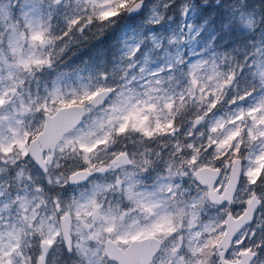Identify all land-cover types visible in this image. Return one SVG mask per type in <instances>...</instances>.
I'll list each match as a JSON object with an SVG mask.
<instances>
[{
	"label": "snow or ice",
	"instance_id": "snow-or-ice-1",
	"mask_svg": "<svg viewBox=\"0 0 264 264\" xmlns=\"http://www.w3.org/2000/svg\"><path fill=\"white\" fill-rule=\"evenodd\" d=\"M0 264H264V0H0Z\"/></svg>",
	"mask_w": 264,
	"mask_h": 264
}]
</instances>
